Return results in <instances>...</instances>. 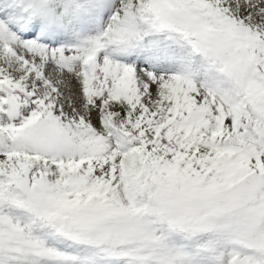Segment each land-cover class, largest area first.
<instances>
[{
  "label": "snow or ice",
  "instance_id": "6c2138e0",
  "mask_svg": "<svg viewBox=\"0 0 264 264\" xmlns=\"http://www.w3.org/2000/svg\"><path fill=\"white\" fill-rule=\"evenodd\" d=\"M0 264H264V0H0Z\"/></svg>",
  "mask_w": 264,
  "mask_h": 264
}]
</instances>
